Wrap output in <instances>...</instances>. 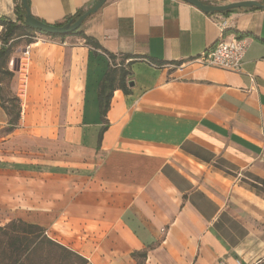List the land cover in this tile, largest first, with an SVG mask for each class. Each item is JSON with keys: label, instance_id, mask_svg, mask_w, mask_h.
Returning a JSON list of instances; mask_svg holds the SVG:
<instances>
[{"label": "crops", "instance_id": "1", "mask_svg": "<svg viewBox=\"0 0 264 264\" xmlns=\"http://www.w3.org/2000/svg\"><path fill=\"white\" fill-rule=\"evenodd\" d=\"M95 1L28 5L55 24ZM18 4L0 0V17ZM81 30L100 48L31 43L24 88L18 61V130L0 101V226L37 225L88 264H264V9L107 0ZM231 36L250 43L241 71L196 60ZM103 52L134 58L101 117Z\"/></svg>", "mask_w": 264, "mask_h": 264}, {"label": "trees", "instance_id": "2", "mask_svg": "<svg viewBox=\"0 0 264 264\" xmlns=\"http://www.w3.org/2000/svg\"><path fill=\"white\" fill-rule=\"evenodd\" d=\"M17 7L20 9L21 15H18L15 21L0 17V25L2 26L0 33V77L5 75L12 77L13 72L7 67L12 46L17 39L27 37L29 33L33 31V29L26 26L24 23L25 13L21 4H18ZM244 9L260 8L251 7ZM230 11L231 10H226L221 13H227ZM83 12V9H79L74 15L65 17L63 21L55 23V25H63L71 20L74 21ZM49 36L60 39H64L68 36H78L84 39L86 45L95 49L100 48L97 41L83 33L81 26L74 32L67 35ZM31 42V40L27 41V43ZM107 55L112 63L104 73L98 88V102L101 117L105 116L112 93L115 89H121L124 93L129 92L128 83L130 75V61L127 63H125V61L134 58L132 55H122L119 62L116 63L114 55L109 53H107ZM0 101L2 108L8 115V129L10 132L17 126L20 118L19 99L16 97L5 99L2 95V89L0 87ZM261 183L264 185V181ZM41 234L42 237H40ZM53 253H56V258L61 263L69 262L70 259H77L80 261V264H88L87 260L79 254L48 238L44 233V230L37 225L27 223L20 219H12L6 224L0 226V264H34V258L36 256L48 257ZM133 255L139 258L137 264H143V260L145 258L144 252L133 253Z\"/></svg>", "mask_w": 264, "mask_h": 264}, {"label": "water", "instance_id": "3", "mask_svg": "<svg viewBox=\"0 0 264 264\" xmlns=\"http://www.w3.org/2000/svg\"><path fill=\"white\" fill-rule=\"evenodd\" d=\"M107 0H96L95 3L86 9L76 20H71L63 25H55L46 23L31 15L27 0H21V5L24 10V23L31 29L38 31L46 35H67L77 30L82 23L93 13H95ZM192 5L197 6L205 13L223 12L226 10H232L237 8H251L259 7L264 9V3H260L255 0H243L237 2H231L222 5H213L203 3L201 0H184ZM129 86L133 83L129 81Z\"/></svg>", "mask_w": 264, "mask_h": 264}, {"label": "built area", "instance_id": "4", "mask_svg": "<svg viewBox=\"0 0 264 264\" xmlns=\"http://www.w3.org/2000/svg\"><path fill=\"white\" fill-rule=\"evenodd\" d=\"M249 41L246 38L231 36L228 40H221L215 45L208 47L199 57L196 58L200 63L207 66H216L230 71H241L243 58L249 48ZM29 48L25 51V57H22V88H24L27 76V63ZM107 57V53L103 52Z\"/></svg>", "mask_w": 264, "mask_h": 264}, {"label": "rangeland", "instance_id": "5", "mask_svg": "<svg viewBox=\"0 0 264 264\" xmlns=\"http://www.w3.org/2000/svg\"><path fill=\"white\" fill-rule=\"evenodd\" d=\"M43 39H45V40H60V38L51 37L49 35H46V34H43V33H40L38 31L33 30L29 33V35L27 37H21V38L17 39L15 41V43L13 44L12 50H11V55H10V58H9V61L7 64L8 69L13 72V75H12V77H9L6 75L0 77V87L2 89V95L5 99L16 97L19 99V103L21 105V99H20V96L18 95L19 77H18V79H16V77H15L16 73L18 75V61L21 60L22 57H25L24 53L30 47L31 43L36 42L38 40L42 41ZM28 40H31L32 42L27 43ZM26 56H28V59L30 61V50H29L28 55H26ZM14 103H16V102H14ZM18 123H19V121H18ZM8 128L9 127H7V132H9ZM18 129H19V127L16 126L13 130H18ZM18 231H21V230H18ZM40 237H42V234L40 235ZM56 257H57L56 253L50 254V256H48V257L36 256L34 258V264H80V261L77 259H70L69 262L61 263L57 260Z\"/></svg>", "mask_w": 264, "mask_h": 264}]
</instances>
